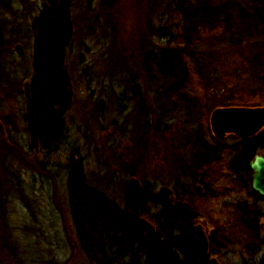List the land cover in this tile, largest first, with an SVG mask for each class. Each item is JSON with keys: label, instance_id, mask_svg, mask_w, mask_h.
<instances>
[{"label": "rangeland", "instance_id": "374dc122", "mask_svg": "<svg viewBox=\"0 0 264 264\" xmlns=\"http://www.w3.org/2000/svg\"><path fill=\"white\" fill-rule=\"evenodd\" d=\"M176 2L72 1L65 63L72 102L64 140L56 149L33 148L23 111L15 107L10 121L0 111V264H16L14 259L22 264H89L71 217V157H83L87 187L120 209L131 177L155 193L162 186L172 188L163 199L174 204L189 199L180 184L194 183V169L186 163L194 159L189 149L194 150L190 146L195 136L215 143L212 111L225 105L264 106V32L248 35L236 16L237 4L254 11L264 7V0H203L216 12L235 15V21L230 18L228 27L207 24L200 41L188 43L180 38L184 19ZM223 2L228 6L221 10ZM185 3L194 6L199 1ZM49 5V0H0V74L10 75L7 84L15 96V83L32 77L33 23ZM161 50L188 68L183 97L172 99L176 106H162L158 98V93L160 98L162 92L166 95L169 84V75L156 68V52ZM256 55L260 58L253 66ZM195 57L205 65L200 70ZM17 97L21 101L19 93ZM153 110L160 115L155 118ZM221 139L226 149L220 163L205 167L213 179L195 182L209 190L190 197L199 213L195 223L207 232L213 219L230 209L229 202H254L247 191L235 192L237 181L227 168L232 146L240 139L230 134ZM260 236L261 249L252 258L233 255L226 262L215 257L221 264H258L264 256V230ZM9 252H15L13 259Z\"/></svg>", "mask_w": 264, "mask_h": 264}, {"label": "trees", "instance_id": "16d2710c", "mask_svg": "<svg viewBox=\"0 0 264 264\" xmlns=\"http://www.w3.org/2000/svg\"><path fill=\"white\" fill-rule=\"evenodd\" d=\"M72 1L49 0V7L43 10L33 23L34 71L28 81L33 97L39 147L45 150L56 149L64 140L67 128L65 116L72 102L71 82L65 66L66 53L72 38ZM186 1L176 2L177 9L184 19L180 38L186 43L194 39L200 41L207 24L212 28L220 23L228 27L234 19L235 15L216 12L203 0H198L199 3L194 6L187 5ZM227 6V3L223 2L219 8L222 10ZM237 6L240 9L236 16L245 23V33H263L264 7L251 11L240 4ZM156 53V68L159 73L169 75V84L165 86L164 91L166 95L162 92L160 98L158 93V98L162 106L164 103L176 106L172 99L183 97L180 91L187 83L188 68L183 61L173 63L165 51ZM259 58V55H256L252 59L253 66L258 63ZM198 64V70L205 66L197 62ZM0 75L3 91H0L2 115L8 121L12 120V117L14 119V108L17 107L23 111L27 120L24 91L26 80L21 79V82L15 83L16 91L22 97L20 101L18 93L15 96L14 91L8 87L10 75L3 72ZM174 94L177 95L176 98L173 97ZM164 96L168 99L163 102ZM152 113L154 116L160 115L155 110ZM221 142L222 139L216 137L215 143L209 144L202 140L199 134L195 136L190 146L194 150L189 149L194 159L189 164L186 163L194 169V183L192 185L191 181L180 184L182 193L189 199L174 204L164 200L148 187L143 186L138 192L128 187L124 197V209H120L106 196L87 187L83 157H71L67 178L71 217L77 240L89 264H212L210 258L215 255L228 262L227 259L233 255L240 260L247 256L252 258L258 253L263 243L260 235L264 230V219L261 221L264 216V196L254 191L251 186L252 170L249 165L257 153L264 152V129L247 139H240L235 147L232 146L234 152L227 166L237 181L235 192L247 191L254 198V202L243 199L229 202L230 205L226 206L229 205L230 209L225 208L220 217L213 219V228L207 232L209 252L204 253L199 247L194 229L199 213L190 197L195 193L203 194L204 189L209 190L197 186L195 182L200 184L205 179H213V175L205 167L220 163L226 149ZM143 216L149 218L156 226L157 232L151 239L145 236L139 222V218ZM14 253H8L12 259ZM13 261L22 264L18 259ZM258 264H264V256Z\"/></svg>", "mask_w": 264, "mask_h": 264}, {"label": "water", "instance_id": "95a60500", "mask_svg": "<svg viewBox=\"0 0 264 264\" xmlns=\"http://www.w3.org/2000/svg\"><path fill=\"white\" fill-rule=\"evenodd\" d=\"M20 54H23V47L18 44L16 47ZM26 98V115H27V130L30 134V142L34 148L39 146V136L36 128L33 97L30 88V82L24 84ZM211 129L217 138H224L228 134H234L240 139H246L258 134L264 128V106H222L217 107L212 111L210 117ZM252 170V188L264 196V154L257 153L254 159L250 162ZM129 189L133 191H141L143 186L140 180L136 177H131L128 181ZM173 193V189L168 186H162L158 195L162 198H169ZM139 222L142 225L147 238H152L156 232L155 225L146 217H140ZM197 234V240L202 252L209 251V238L204 229L203 224L198 223L194 227ZM212 264H221L216 257L211 259Z\"/></svg>", "mask_w": 264, "mask_h": 264}, {"label": "bare ground", "instance_id": "6f19581e", "mask_svg": "<svg viewBox=\"0 0 264 264\" xmlns=\"http://www.w3.org/2000/svg\"><path fill=\"white\" fill-rule=\"evenodd\" d=\"M25 103H26V98H25ZM39 136V135H38ZM32 146V145H31ZM33 147V146H32ZM34 148V147H33ZM209 252V251H208ZM206 252V253H208ZM213 258V256L210 258V262H211V259Z\"/></svg>", "mask_w": 264, "mask_h": 264}]
</instances>
